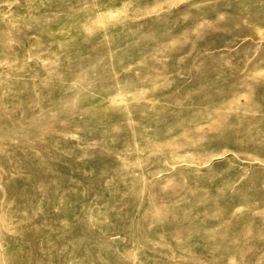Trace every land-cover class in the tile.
Here are the masks:
<instances>
[{
  "label": "rangeland",
  "instance_id": "374dc122",
  "mask_svg": "<svg viewBox=\"0 0 264 264\" xmlns=\"http://www.w3.org/2000/svg\"><path fill=\"white\" fill-rule=\"evenodd\" d=\"M0 264H264V0H0Z\"/></svg>",
  "mask_w": 264,
  "mask_h": 264
}]
</instances>
